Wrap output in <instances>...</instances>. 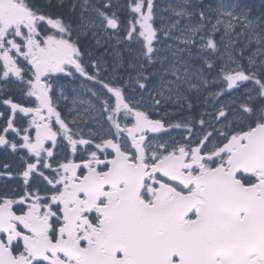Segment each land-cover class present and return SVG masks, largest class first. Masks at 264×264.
Wrapping results in <instances>:
<instances>
[{"label": "snow or ice", "instance_id": "snow-or-ice-1", "mask_svg": "<svg viewBox=\"0 0 264 264\" xmlns=\"http://www.w3.org/2000/svg\"><path fill=\"white\" fill-rule=\"evenodd\" d=\"M0 106V264H264V5L0 0Z\"/></svg>", "mask_w": 264, "mask_h": 264}, {"label": "flooded vegetation", "instance_id": "flooded-vegetation-1", "mask_svg": "<svg viewBox=\"0 0 264 264\" xmlns=\"http://www.w3.org/2000/svg\"><path fill=\"white\" fill-rule=\"evenodd\" d=\"M248 1H251V0H248ZM78 84H79V81H76L75 85H70L68 87V90L66 91V95L68 96L67 102H64V101L60 102L61 103V110L65 114H67L69 112V110L73 108V99L75 98V96H74V93L72 92L71 89H72V87H75ZM201 102H202V99L200 97V104H201ZM193 104H196L195 110H196V112H198L200 107L197 105V98H196V100H195V102ZM2 111H4V108H3V106H0V112H2ZM184 115H187V112H185ZM70 118L71 117L69 116V119ZM154 118H157V117H154ZM3 158H4V150L0 149V159H3ZM7 160H8V162L12 163L13 166H15V164L17 163V161L11 156L7 157ZM0 183H3V181H0ZM10 183H12V182H10ZM12 186H14V184H12Z\"/></svg>", "mask_w": 264, "mask_h": 264}, {"label": "rangeland", "instance_id": "rangeland-1", "mask_svg": "<svg viewBox=\"0 0 264 264\" xmlns=\"http://www.w3.org/2000/svg\"><path fill=\"white\" fill-rule=\"evenodd\" d=\"M169 2H174V0H157L158 7H160V8H163V7H164L167 3H169ZM104 51H105V49L101 48V49H99L95 54H96V55H99L100 53H103ZM109 51H110V50H109ZM126 55H127V54H125V56H126ZM194 57H195V56L192 57V60H193V61H195ZM110 63H112L111 58L108 59V64H110ZM205 95H206V93H205ZM192 96L195 97V98H197L195 93H192V95H191V99H192ZM202 103H203V97H202V102H201V104H202ZM194 106H196V104H194ZM202 110H203V109L200 107V110H199V111H202ZM169 111H170L171 113H176V110L173 109V108H169ZM177 121H179V120L176 119V120L174 121V123H176ZM175 134H176V133H173V135H175Z\"/></svg>", "mask_w": 264, "mask_h": 264}]
</instances>
